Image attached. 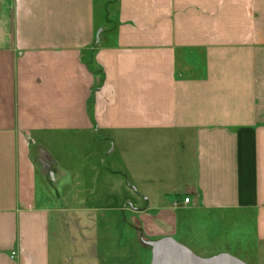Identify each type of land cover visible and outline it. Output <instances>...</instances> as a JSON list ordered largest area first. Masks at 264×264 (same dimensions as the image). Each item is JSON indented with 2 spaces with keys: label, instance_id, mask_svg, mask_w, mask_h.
I'll use <instances>...</instances> for the list:
<instances>
[{
  "label": "crops",
  "instance_id": "1",
  "mask_svg": "<svg viewBox=\"0 0 264 264\" xmlns=\"http://www.w3.org/2000/svg\"><path fill=\"white\" fill-rule=\"evenodd\" d=\"M51 134L117 159L125 237L153 249L183 222L241 220L264 264V0H0V264H66V246L71 264H123L130 240L92 211L59 230Z\"/></svg>",
  "mask_w": 264,
  "mask_h": 264
},
{
  "label": "rangeland",
  "instance_id": "2",
  "mask_svg": "<svg viewBox=\"0 0 264 264\" xmlns=\"http://www.w3.org/2000/svg\"><path fill=\"white\" fill-rule=\"evenodd\" d=\"M42 142L52 158V162L49 164L52 172L48 177L50 184L48 188L50 189L51 187L53 190L51 194L60 211L59 216L66 221L64 222L65 225L61 224L62 226L60 225V228L57 226V228L64 233L72 228L73 221L71 220L72 213L70 211L76 208L77 210H86L88 212L90 210L92 215L97 218L96 226L99 231L102 232L104 230V232L116 233V241L120 240V246L126 245L128 240H130L128 245L129 252L123 253V264H151L153 254L152 249L148 246L150 245L149 239L144 237L142 240L135 236L125 237L126 235L124 234L127 232L126 234L129 235L130 230H132L129 228L130 226L125 227L123 230L124 223L112 220L114 218L123 219V216L112 217V213L107 212L108 209L115 206L112 204L115 198L122 200L127 198L125 192L117 183L123 179L122 176H112L110 178L109 174L104 172V167L110 166L117 159L105 157V162L103 163L101 161L103 156L94 155L96 157H91L90 152L92 150L99 152L95 147V143L79 141L77 137L72 135H46V137H43ZM99 153L103 154V151ZM71 163L77 168L79 179L68 177L63 183L65 186L63 188L58 187L54 178L58 176L57 178L59 179L61 167ZM113 180L115 181L113 187L115 186L117 190L112 189ZM125 206L123 201L119 208L123 209ZM192 222L195 226L194 230H188L183 222L179 225L178 234L174 237L189 252L204 259L228 253L250 264L251 254L242 253L243 249L241 250V247H239L242 243L237 244L240 240L243 241L245 239L246 241L247 237H249L250 250L253 249V233L251 228H245L246 223L244 221L239 220L236 225L226 224L225 226H221V221L217 217L210 221L197 218L193 219ZM134 224L140 227L137 221H133L132 225ZM53 229L56 230L55 227ZM64 251L65 255H67L66 264H71L70 259L73 257L72 246H66ZM252 255L254 256L253 253Z\"/></svg>",
  "mask_w": 264,
  "mask_h": 264
},
{
  "label": "water",
  "instance_id": "3",
  "mask_svg": "<svg viewBox=\"0 0 264 264\" xmlns=\"http://www.w3.org/2000/svg\"><path fill=\"white\" fill-rule=\"evenodd\" d=\"M152 254L151 264H245L228 254L208 259L198 257L172 238L153 244Z\"/></svg>",
  "mask_w": 264,
  "mask_h": 264
},
{
  "label": "built area",
  "instance_id": "4",
  "mask_svg": "<svg viewBox=\"0 0 264 264\" xmlns=\"http://www.w3.org/2000/svg\"><path fill=\"white\" fill-rule=\"evenodd\" d=\"M184 202L185 203H189L190 202V199L189 198H185ZM12 256L14 257L15 256V253H13Z\"/></svg>",
  "mask_w": 264,
  "mask_h": 264
}]
</instances>
